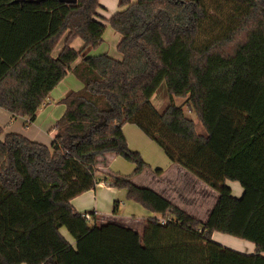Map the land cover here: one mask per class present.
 I'll use <instances>...</instances> for the list:
<instances>
[{"label":"trees","instance_id":"16d2710c","mask_svg":"<svg viewBox=\"0 0 264 264\" xmlns=\"http://www.w3.org/2000/svg\"><path fill=\"white\" fill-rule=\"evenodd\" d=\"M118 4L107 19L100 0H0V107L32 123L70 71L83 83L61 99L51 145L0 125V264H264V0ZM107 24L122 36L121 59L90 54ZM76 37L80 50L71 46ZM163 83L172 103L161 111L153 97ZM176 97L187 99L205 133ZM126 124L217 192L205 220L133 175L103 179L171 221L152 218L140 235L93 225L74 207L100 181L105 155L135 163V174L148 167L130 148ZM227 181L243 194L234 196ZM214 232L250 241L255 251L227 247Z\"/></svg>","mask_w":264,"mask_h":264},{"label":"crops","instance_id":"0c3cea01","mask_svg":"<svg viewBox=\"0 0 264 264\" xmlns=\"http://www.w3.org/2000/svg\"><path fill=\"white\" fill-rule=\"evenodd\" d=\"M100 3L103 8H101L99 12L107 19L111 17L106 14L108 11L111 10L116 13L120 9L118 0H100ZM109 26L110 25L107 24V29ZM112 36L111 43L106 47L117 50L121 36ZM65 40L66 35L59 41L54 49V57H58L60 55L64 48ZM79 40L82 41V43L84 42L80 37H76L71 43V46L77 50H80V48L84 45L80 42L81 47L76 48L75 45L79 42ZM105 42L106 39L104 34V42L97 49H94L96 55L107 53V48L105 50V47H103ZM117 52L113 57L121 59L122 55ZM80 61L81 59H78L73 64V67H75ZM82 87L83 83L78 79L72 70L51 91L47 100L39 108L37 118L34 122L28 123V119L25 117H14L10 112L0 107V125L4 128L5 133H20L31 140L51 145L56 133L54 126L57 120L65 112V106L61 103V99L69 91L79 90ZM123 129L132 150L136 151V149H138L143 155L147 153L148 156L151 157L149 151H147L148 149L145 148H147L149 144L153 145V143L155 144L154 147H159L157 150L159 155L151 157L153 158V166L157 172L155 173L154 170L146 168L142 171V173L134 176L133 181L139 186L149 187L156 190L161 195L169 199L173 204L181 207L189 214L200 219L196 212H198V208L202 206L201 202L205 199V195L203 194H205L207 189L210 187L191 172L184 169L181 165L172 162L164 153L163 149L155 141L147 137L145 133L136 125L126 124ZM144 158L148 162L147 157L144 156ZM135 166L132 162L127 161L120 155L114 153L105 155V157L102 158V162L98 166L100 181L92 190L74 198L72 201L74 207L82 214L85 212L92 213L93 217L90 223L93 225L102 226L109 223H116L143 235L147 222L152 218H160L161 215L159 214V216H157L156 213L146 209L140 203L134 200H129L125 189L117 188L110 181H105L103 179L105 175L108 174L120 176L132 175L131 172L135 169ZM144 175H148L151 184L153 185H148L141 181ZM232 182L227 181V183L231 185L232 191L236 189L237 193L235 194H241V192L244 191L241 184L239 182ZM200 192L203 194L201 193L200 195ZM217 197L218 194H216L215 202ZM215 202L211 205V207H209L208 213H210ZM222 234L224 233L214 232L212 238L220 243L222 242L223 245L228 244L231 238ZM235 241H237V243H235L236 246L233 247L235 250L243 253H253L255 251L256 246L254 243L242 240Z\"/></svg>","mask_w":264,"mask_h":264},{"label":"rangeland","instance_id":"374dc122","mask_svg":"<svg viewBox=\"0 0 264 264\" xmlns=\"http://www.w3.org/2000/svg\"><path fill=\"white\" fill-rule=\"evenodd\" d=\"M103 1H105V0H103ZM111 9H112V8H111ZM113 13H114V12H112V11L110 10V11H108L106 14H107L108 16H112ZM112 35H115V36H121L120 34H118L116 31H114V30L109 26V28L107 29V31H106V33H105V39H106V42H105V45H103V47H105V50H106V48H107L106 46H109V44L111 43V40H112L111 38L113 37ZM121 38H122V36H121ZM80 42L82 43V41H80V40H79L78 43H76V45H75L76 48H80V47H81V43H80ZM83 44H84V42L82 43V45H83ZM83 46H84V45H83ZM83 46H82V47H83ZM82 47H81L80 49H82ZM116 52H117L116 49H112V48H109V47L107 48V53H108L109 55H111V56H115V55H116ZM117 53H118V52H117ZM90 54H92V55H96L95 50H94V49L91 50ZM74 78H75V77H74ZM76 80H77V79H76ZM186 100H187V99L184 98V97H176V98L174 99V103H175L176 105H178V106H182L183 109H184V111H185V114H186L189 118L195 120V121L198 123L197 130H198L200 133H205V129H204L203 125H202V124L200 123V121L198 120L196 114L188 108V106H187V104H186ZM153 103H154V105H155L158 109H161V111H162L163 109H165V107H166L168 104L172 103L171 99L169 98V95H168V92H167V86H166L165 83H163V84L160 86V88L158 89L157 93H156L155 96L153 97ZM154 146H155V144L153 143V145H150V144H149L148 147L145 148V149H148L147 151H149L151 157H152V156H155V155H159V153L157 152V150H158L159 147H154ZM136 151H138V152L141 153V151L138 150V149H136ZM141 155H142V157H143L144 160H145L144 156L147 157V159H148V162H149V163L145 160L146 163L148 164V167H146V168H150L151 170H154V172L156 173L157 171H155L156 169H155V167L153 166V165H154V164H153V158L149 157L147 153L144 154V155L141 153ZM160 161H161V160H160ZM132 163H133V162H132ZM127 164H129V163H127ZM130 164H131V163H130ZM133 164H134V166L136 165L135 163H133ZM136 167H137V166H135V169L131 172V174L133 175L132 177H134V176L140 174V173L135 174ZM146 168H145V169H146ZM152 168H153V169H152ZM145 169H144V170H145ZM144 170H143V171H144ZM141 173H142V172H141ZM141 181H143L144 183H146V184H148V185H153V184H151V181H150V178L148 177V175H144V177H142ZM230 182H232V181H230ZM232 183H238V182H232ZM230 187H231V185H230ZM233 187H234V186H233ZM233 189H234V188H233ZM201 193H202V192H200V195H201ZM235 193H237V190L234 189V190H233V195H234V196L240 197V196L243 194V192H241V194H239V195H237V194H235ZM202 194H203V193H202ZM216 194H217V192H216L214 189H211V188H208L207 191L205 192V194H203V195H205V199L201 202V203H202V206H201L200 208H198V212H196L200 219H203V220H204V219H206V218L208 217V215H209V213H208V209H209V207H211V205L215 202ZM200 195H199V196H200ZM200 198H201V196H200ZM156 215L159 216L158 213H156ZM63 233H64V234H65L70 240H72L71 236L69 235V233L67 232L66 229H63ZM222 235H225V236H228L229 238H231V240H230V242H229L228 244H224L225 246L230 247V248H233V247L236 246L235 243H237V241H235V240L246 241V240L239 239V238H236V237L231 236V235H226V234H222ZM212 239H213V238H212ZM216 241H217V240H216ZM219 243H220V242H219ZM221 244H222V242H221ZM229 245H231V246H229ZM233 249H234V248H233Z\"/></svg>","mask_w":264,"mask_h":264},{"label":"built area","instance_id":"2783aa9c","mask_svg":"<svg viewBox=\"0 0 264 264\" xmlns=\"http://www.w3.org/2000/svg\"><path fill=\"white\" fill-rule=\"evenodd\" d=\"M84 217L90 222L92 220L93 214L90 212H85L83 213ZM160 222L162 224H167L169 221L172 220V216H167V217H160L159 218Z\"/></svg>","mask_w":264,"mask_h":264},{"label":"water","instance_id":"95a60500","mask_svg":"<svg viewBox=\"0 0 264 264\" xmlns=\"http://www.w3.org/2000/svg\"><path fill=\"white\" fill-rule=\"evenodd\" d=\"M20 1H34V2H40L42 0H20ZM62 2H71V1H76V0H60Z\"/></svg>","mask_w":264,"mask_h":264}]
</instances>
